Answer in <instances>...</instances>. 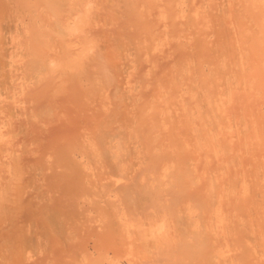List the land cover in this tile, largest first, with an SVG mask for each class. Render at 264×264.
<instances>
[{
  "label": "bare ground",
  "instance_id": "obj_1",
  "mask_svg": "<svg viewBox=\"0 0 264 264\" xmlns=\"http://www.w3.org/2000/svg\"><path fill=\"white\" fill-rule=\"evenodd\" d=\"M0 264H264V0H0Z\"/></svg>",
  "mask_w": 264,
  "mask_h": 264
}]
</instances>
